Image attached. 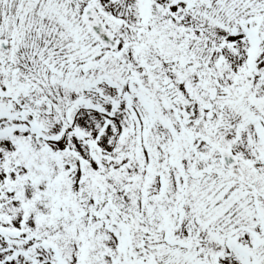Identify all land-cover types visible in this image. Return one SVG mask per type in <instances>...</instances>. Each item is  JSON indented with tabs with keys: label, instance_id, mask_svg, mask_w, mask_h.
<instances>
[{
	"label": "snow or ice",
	"instance_id": "6c2138e0",
	"mask_svg": "<svg viewBox=\"0 0 264 264\" xmlns=\"http://www.w3.org/2000/svg\"><path fill=\"white\" fill-rule=\"evenodd\" d=\"M0 264H264V0H0Z\"/></svg>",
	"mask_w": 264,
	"mask_h": 264
}]
</instances>
